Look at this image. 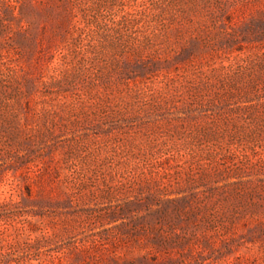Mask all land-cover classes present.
Returning <instances> with one entry per match:
<instances>
[{
    "label": "rangeland",
    "instance_id": "rangeland-1",
    "mask_svg": "<svg viewBox=\"0 0 264 264\" xmlns=\"http://www.w3.org/2000/svg\"><path fill=\"white\" fill-rule=\"evenodd\" d=\"M0 264H264V0H0Z\"/></svg>",
    "mask_w": 264,
    "mask_h": 264
}]
</instances>
